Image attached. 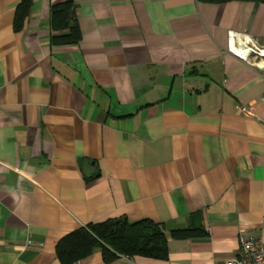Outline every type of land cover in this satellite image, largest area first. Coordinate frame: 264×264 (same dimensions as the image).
<instances>
[{
  "label": "crops",
  "instance_id": "crops-1",
  "mask_svg": "<svg viewBox=\"0 0 264 264\" xmlns=\"http://www.w3.org/2000/svg\"><path fill=\"white\" fill-rule=\"evenodd\" d=\"M64 1L15 31L0 0V264H61V237L122 215L160 223L167 259L73 264H224L264 238V4L71 0L81 41L52 46Z\"/></svg>",
  "mask_w": 264,
  "mask_h": 264
},
{
  "label": "trees",
  "instance_id": "trees-1",
  "mask_svg": "<svg viewBox=\"0 0 264 264\" xmlns=\"http://www.w3.org/2000/svg\"><path fill=\"white\" fill-rule=\"evenodd\" d=\"M207 4H222L230 1L255 2L264 0H197ZM33 0H20L13 19V29L21 30ZM52 46L76 45L81 41V32L73 1L56 3L49 8ZM203 227L187 226L173 229V239L199 238L206 235ZM94 251H99L105 263L117 257L142 256L165 260L168 256V240L163 226L145 218L130 222L126 216L106 218L80 226L61 237L55 245L57 259L61 264H73Z\"/></svg>",
  "mask_w": 264,
  "mask_h": 264
},
{
  "label": "built area",
  "instance_id": "built-area-1",
  "mask_svg": "<svg viewBox=\"0 0 264 264\" xmlns=\"http://www.w3.org/2000/svg\"><path fill=\"white\" fill-rule=\"evenodd\" d=\"M249 49L251 50L250 53L256 54L251 47ZM242 52L238 51V55L241 57H243ZM261 100L264 102V93ZM237 112L247 117L253 115L252 108L247 105H238ZM224 264H264V238H256L241 233L236 256L227 260Z\"/></svg>",
  "mask_w": 264,
  "mask_h": 264
},
{
  "label": "water",
  "instance_id": "water-1",
  "mask_svg": "<svg viewBox=\"0 0 264 264\" xmlns=\"http://www.w3.org/2000/svg\"><path fill=\"white\" fill-rule=\"evenodd\" d=\"M233 48L235 51H243L242 56L247 57L250 53L249 46L243 42L240 41L236 36H233Z\"/></svg>",
  "mask_w": 264,
  "mask_h": 264
}]
</instances>
